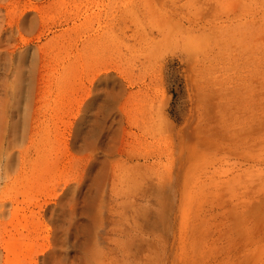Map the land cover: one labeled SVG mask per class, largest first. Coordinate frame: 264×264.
<instances>
[{"label":"rangeland","instance_id":"obj_1","mask_svg":"<svg viewBox=\"0 0 264 264\" xmlns=\"http://www.w3.org/2000/svg\"><path fill=\"white\" fill-rule=\"evenodd\" d=\"M21 1H6L7 17H16ZM121 4L123 79L133 95L125 106L122 197L105 210L95 264H264V0ZM163 132L169 157L151 174L145 159ZM26 185L17 183L6 229L12 264H36L50 233L38 213L44 196Z\"/></svg>","mask_w":264,"mask_h":264},{"label":"bare ground","instance_id":"obj_2","mask_svg":"<svg viewBox=\"0 0 264 264\" xmlns=\"http://www.w3.org/2000/svg\"><path fill=\"white\" fill-rule=\"evenodd\" d=\"M6 1L0 0V264L14 261L6 229L21 181L44 196L38 213L51 223L36 264H95L105 210L122 197L125 106L133 95L123 79L122 0H23L16 17H7ZM55 11L60 17L50 16ZM159 140L145 159L151 174L169 157V135ZM153 187L149 180L143 194ZM131 190L127 196L137 201ZM145 225L150 237L149 214ZM151 249L149 239L148 257Z\"/></svg>","mask_w":264,"mask_h":264}]
</instances>
